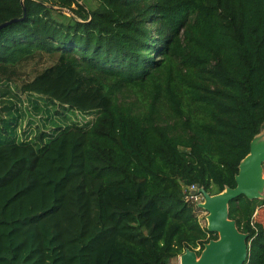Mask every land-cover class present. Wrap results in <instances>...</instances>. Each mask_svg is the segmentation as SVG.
Returning a JSON list of instances; mask_svg holds the SVG:
<instances>
[{
  "label": "trees",
  "instance_id": "obj_1",
  "mask_svg": "<svg viewBox=\"0 0 264 264\" xmlns=\"http://www.w3.org/2000/svg\"><path fill=\"white\" fill-rule=\"evenodd\" d=\"M98 2L0 0V25L18 19L0 30L1 85L55 61L1 108L0 264L200 254L219 236L182 186L236 188L264 129V0ZM25 101L51 130L32 135ZM229 212L246 264H264V200Z\"/></svg>",
  "mask_w": 264,
  "mask_h": 264
},
{
  "label": "water",
  "instance_id": "obj_2",
  "mask_svg": "<svg viewBox=\"0 0 264 264\" xmlns=\"http://www.w3.org/2000/svg\"><path fill=\"white\" fill-rule=\"evenodd\" d=\"M18 19L0 25V30ZM263 131L253 140L249 155L241 162L236 176V188H226L222 193L211 195L199 187L204 202L200 208L208 213L207 229L218 234L199 254L186 250L179 257V264H246L249 258V235L239 231L235 220L230 219V203L241 196L264 200V139ZM195 194V192H193Z\"/></svg>",
  "mask_w": 264,
  "mask_h": 264
},
{
  "label": "rangeland",
  "instance_id": "obj_3",
  "mask_svg": "<svg viewBox=\"0 0 264 264\" xmlns=\"http://www.w3.org/2000/svg\"><path fill=\"white\" fill-rule=\"evenodd\" d=\"M79 2L81 4H84L86 6V8L89 9V10L95 9V8H97L99 6L98 0H79ZM66 13L69 14L68 12H66ZM54 62H55L54 60L49 59V58H44L43 61H38L37 60L35 62L30 63L25 68H23L21 70L19 76H17V78L13 79L12 82H10L7 86L6 85L2 86L1 83H0V112H1V108H3L5 106L4 104H6L5 103L6 100H9V98H11L10 95H8L9 92L20 94L21 86H22V84L25 81L32 80L38 73L43 71L46 67L51 66ZM23 99H25V96L23 97ZM18 105H19V108H20V103H18ZM21 107L26 109V110H28V112L30 114H32V116H33L32 119H33V122L35 124V125H33L34 128L36 126H38L40 128V131H44L45 129L46 130H51L52 129L51 125H47L46 127H43L44 121H42V119H43L44 116L47 117L46 114L35 115V113L32 112V108L27 103V101H25L24 103H21ZM70 117H71L72 121H74V122L79 121L82 124L89 120V119H86L85 117L81 118L79 115L78 116H74L73 115V116H70ZM29 119L30 118L28 117L22 123V129L20 131L21 133L24 131V129H27V128H29L31 126V125L30 126L27 125ZM30 130L32 131V135H34L37 132L36 128L35 129H30ZM263 139H264V132H263ZM189 187H191V185H183L182 186V190H183V193L185 195V199H187L186 196L189 194V191H188ZM186 192H187V194H186ZM259 201H261V200H259ZM203 202H204V199H203V196H201V199L199 197L198 201L197 202H193L192 204H194L196 209H197V211H196L197 213L196 214L198 216L199 222L202 223V226L204 228H207V226H208V213H206L205 210H203L202 208L199 207V205L201 203H203ZM261 208L262 207H259L257 212H256V216L257 217L259 216V213L261 212ZM179 257L172 261L173 264H179Z\"/></svg>",
  "mask_w": 264,
  "mask_h": 264
},
{
  "label": "built area",
  "instance_id": "obj_4",
  "mask_svg": "<svg viewBox=\"0 0 264 264\" xmlns=\"http://www.w3.org/2000/svg\"><path fill=\"white\" fill-rule=\"evenodd\" d=\"M188 191H189V194L186 196V200L188 201V202H191V203H193V202H197L198 201V199H199V197H200V199H201V194L198 192L199 191V187H198V185H191V187H189L188 188ZM193 192H195V194H193ZM186 194H187V192H186ZM207 213V212H206ZM199 220V219H198ZM200 223V225L202 226V223L201 222H199ZM203 227V226H202ZM204 228V227H203ZM197 252L199 251V249H197L196 250Z\"/></svg>",
  "mask_w": 264,
  "mask_h": 264
}]
</instances>
